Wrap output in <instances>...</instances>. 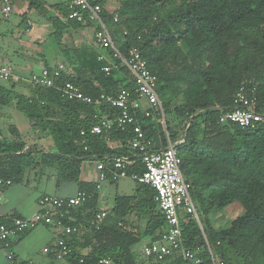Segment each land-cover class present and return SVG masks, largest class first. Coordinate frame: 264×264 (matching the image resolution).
<instances>
[{"label":"trees","instance_id":"obj_1","mask_svg":"<svg viewBox=\"0 0 264 264\" xmlns=\"http://www.w3.org/2000/svg\"><path fill=\"white\" fill-rule=\"evenodd\" d=\"M111 1L118 6L113 14L104 10L101 20L121 54L131 48L138 50L156 77L165 129L154 112L145 116L133 111L135 122L151 149L166 145L165 132L172 142L180 140L175 146L180 171L197 205L200 223L191 215H180L183 247L199 258L198 264H211L207 246L222 264H257L259 252H264V124L241 128L219 119L233 109L234 96L242 85L255 89V109L264 113V0ZM9 2H26L23 15L36 13L48 21L57 44L67 29L81 27L68 19L71 3ZM89 3L105 5L104 0ZM74 53L81 63L78 74L65 66L57 83L70 82L92 100L121 89L135 99L133 77L117 60L98 61L97 53L85 50ZM83 56L86 64H82ZM108 64H116L117 69L106 76L101 69ZM29 92L26 96L15 92L12 85H0V107L13 106L22 113L33 132L50 138L54 151L45 153L35 145L28 146L14 128H10V138L0 132V179L22 184L38 165L54 167L56 185L74 183L87 197L81 207L70 211L72 218L66 223L78 228L70 238L79 236L90 250L80 255L71 249L65 259L71 264H98L100 258L110 257L114 264H137L133 246L142 238L156 242L165 229L154 191L134 181L133 194L115 195L112 207L103 210L107 216L97 223L96 187L80 179L86 161L100 162L108 171L113 157L133 155L129 148L132 128L113 126L91 134L102 118L113 119L119 111L62 96L55 88L30 83ZM173 99L180 103L171 106ZM114 144L118 146L111 147ZM142 172L141 159L133 157L126 174L131 177ZM233 203L241 206L242 214L227 228L212 226L209 213ZM148 259L151 264H193L176 255L162 261Z\"/></svg>","mask_w":264,"mask_h":264},{"label":"built area","instance_id":"obj_2","mask_svg":"<svg viewBox=\"0 0 264 264\" xmlns=\"http://www.w3.org/2000/svg\"><path fill=\"white\" fill-rule=\"evenodd\" d=\"M111 0H104V6L90 5L89 0H73L70 4L71 12L68 19L75 20L81 26H94L93 40L96 49L100 52L97 55L98 61L117 60L125 67L133 77L136 87L135 99H130L126 90H119L115 95L100 94L96 100H92L81 94L80 89L70 83H57L66 68L64 64L53 67H43L38 73H31L29 82L36 86L55 88L61 92L62 96L81 100L83 103L92 105H108L119 111L118 116L113 119L102 118L100 123L92 127L91 134H99L102 129H110L116 126L120 130L127 127L132 128L133 137L129 141V148L134 153L129 156H115L111 159V167L104 170L102 164L97 162L98 182L109 179L116 182L123 178H130L133 181L149 186L155 193L154 201L163 216L165 229L156 242L149 243L143 248L146 257H152L157 261H162L169 256H181L184 260L193 264L200 262L190 250L182 245L181 238V214L191 215L200 226L195 204L189 193V186L186 184L180 171V159L177 156L175 146L180 143L172 142L165 132L166 145L158 150L149 148V143L144 139L141 127L136 124L133 111L138 110L145 116L151 112L161 117V124L165 129V116L162 102L156 91V77L152 75L146 66V62L141 58L138 50L131 48L126 54H121L117 46L112 41L108 27L101 20V13ZM13 10L9 0H2L1 15L3 19H8ZM117 22V18H114ZM29 26L30 22L27 23ZM117 69L116 64H108L102 67L101 71L109 76L111 71ZM12 76V70L8 66H0V81H8ZM142 103L147 108H142ZM234 107L231 111L222 115L219 122L222 124L232 123L241 128L254 127L256 124H264V113L257 112L255 89H246L243 85L238 89L233 100ZM2 108L0 107V115ZM84 135V132H81ZM133 157H139L144 165V172L140 175L129 177L126 174V167L132 162ZM12 185L10 180L0 179V197L3 189ZM96 189L100 188L99 183ZM86 195L78 191L74 197L59 198L44 195L38 200V212L31 218H14L9 224H0V247L9 249L10 240L18 235L36 228L37 226H51L60 231L55 244L51 248H45L43 252L51 255L55 260H64L70 253L71 248L67 240L78 232L75 225L66 223V215L71 210H75L86 201ZM107 216V212L100 211L95 215V222L100 223ZM208 248L211 264H222L216 258L210 248ZM7 259L13 260V254L9 251ZM52 264V263H49ZM98 264H114L112 258L103 257L98 260Z\"/></svg>","mask_w":264,"mask_h":264},{"label":"crops","instance_id":"obj_3","mask_svg":"<svg viewBox=\"0 0 264 264\" xmlns=\"http://www.w3.org/2000/svg\"><path fill=\"white\" fill-rule=\"evenodd\" d=\"M43 1L47 5L66 3L58 2V0ZM1 2L2 0H0V66H8L11 68L12 76L6 82L12 84L13 90L16 85L19 87V93L26 96L30 95L29 78H22L21 74L24 71L30 70L34 65L38 69H42L43 67L64 64L69 69L71 68L69 71L72 74L77 75L78 72L76 70L80 68L81 63L78 56L74 53L75 51L85 50L87 53H100L96 49L93 40L94 26L89 25L81 26L78 29H67L63 33L60 43L57 44L53 39V29L48 21L36 13L23 15L27 11L26 2H16L12 5L13 10L8 19L2 18ZM105 9L108 11V6ZM50 13L56 15L54 11H50ZM28 22L31 23L30 26L27 24ZM47 57L54 58L55 61L49 64L46 61ZM81 60L82 64L87 63L86 57L83 56ZM29 72L30 74L33 73L32 71ZM142 108L146 109V104L142 103ZM2 115L3 109L0 115V132L2 137L10 138V128H14L16 130L14 131L19 133L21 139L28 146L35 145L45 153H52L54 151L49 137H44L41 133L32 131V136L25 138L16 123L13 121L3 123L1 120ZM116 146L118 144H114L111 147ZM86 164L88 166L84 167L83 164V167L81 166L80 179L95 186L99 183L100 188L98 190L96 189L98 194L97 209L99 212L103 210L107 211L111 207H98V202L104 200V192L99 193V191L105 185H112L119 180L112 182L107 179L103 182H98L97 162L86 161ZM36 168L33 170L36 171L33 179L27 173L25 183L12 184L3 189L0 197V224H9L14 218H31L38 212V200L44 195L71 198L78 192L74 183V188L72 189L65 185V183L70 182L56 185V170L54 167L38 165ZM63 189H68V191L62 192ZM66 218H72L70 213L66 215ZM59 235L60 231L51 226H37L32 230L24 232L10 240L9 249L0 247V264H14L20 261H28L31 264H71L68 259L55 260L51 255L43 252L45 248L54 246ZM145 239L142 247V255L144 256L143 248L150 243L149 238ZM67 242L77 254L86 255L90 250L85 247L86 243L79 236L75 240L69 238ZM133 248L132 252L136 257L137 264H140ZM9 251L13 254V260L7 259V253ZM146 259L150 264L152 263L148 257Z\"/></svg>","mask_w":264,"mask_h":264},{"label":"rangeland","instance_id":"obj_4","mask_svg":"<svg viewBox=\"0 0 264 264\" xmlns=\"http://www.w3.org/2000/svg\"><path fill=\"white\" fill-rule=\"evenodd\" d=\"M58 2H68L72 3L73 0H58ZM108 6V13L113 14L115 8L118 6V4L114 1H110ZM49 64H52L55 59L54 58H48L46 60ZM38 73L40 69L37 68V66H32L30 70L22 72L21 76L22 78H29L30 72ZM0 85L9 88L12 84L10 82L6 81H0ZM14 91L20 92L18 86H14ZM180 103L179 99H173L171 102V106H176ZM3 115L1 116V120L3 123L13 121L17 124L18 128L20 129L21 133L23 134V137L28 138L32 136L33 132L29 128V123L26 119V117L20 113L19 111L15 110L13 106H7L3 107ZM83 166H88L86 162L83 163ZM82 166V167H83ZM36 171H29L28 174H30V177L33 179ZM65 185L69 186V188H74L73 183H65ZM133 188H134V181L130 178H124L119 180L117 183H114L112 185H105V187H102L100 189L99 193L104 192V200H100L98 202V207H112V201L115 195H126L130 196L133 194ZM68 189H63L62 192H66ZM195 207L197 208V205L195 204ZM242 214V208L238 203H233L229 206H226L219 210H212L208 217L211 221L212 226L215 228H227L229 227V224L232 220L237 218ZM145 238L140 240L138 244H136L133 248L135 251V254L138 256L139 263L140 264H150L149 261L146 259L144 255H142V247L145 242ZM264 251V250H263ZM257 264H263L264 263V252L263 254L259 252L257 259Z\"/></svg>","mask_w":264,"mask_h":264}]
</instances>
